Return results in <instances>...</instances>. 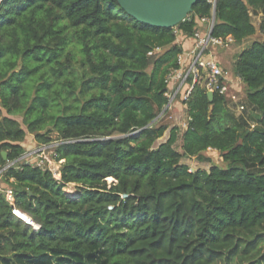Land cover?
Listing matches in <instances>:
<instances>
[{
  "label": "trees",
  "instance_id": "trees-1",
  "mask_svg": "<svg viewBox=\"0 0 264 264\" xmlns=\"http://www.w3.org/2000/svg\"><path fill=\"white\" fill-rule=\"evenodd\" d=\"M214 10L213 36L240 43L264 35V0H202L174 27L143 23L117 0L1 1L0 168L24 153L28 133L40 144L57 140L64 160L60 178L30 162L5 171L15 196L9 203L0 193L1 259L264 264V40L241 50L234 66L254 128L234 117L225 95L210 100L197 83L184 101L183 152L177 126L157 144L167 130L155 120L168 103L166 78ZM209 148L231 165L192 171L181 162Z\"/></svg>",
  "mask_w": 264,
  "mask_h": 264
},
{
  "label": "built area",
  "instance_id": "built-area-1",
  "mask_svg": "<svg viewBox=\"0 0 264 264\" xmlns=\"http://www.w3.org/2000/svg\"><path fill=\"white\" fill-rule=\"evenodd\" d=\"M210 1L213 2L214 0ZM215 19L214 11L210 17H201L202 26L201 29L195 32L192 45L179 55V67L167 76L166 82L169 86L167 92L168 103L163 108V113L176 104L183 105L197 83H201L207 92L225 95L228 99V106L233 113L243 114L248 111L249 104L245 101L242 80L236 74L230 75L222 62L214 55V52L219 51L221 48H227L235 42L232 35L226 37L212 35ZM157 50H160V47L149 51V54L151 55ZM256 124L255 120L250 121L252 128ZM46 148L45 144L40 145L37 150L38 155H44ZM29 156L23 153L19 158L8 161L5 166L0 168V193L4 194L9 203L14 202L15 192L12 186L4 182V173L17 161L29 159ZM38 165L41 166L42 163L40 162ZM127 196L126 193L121 194L123 199ZM13 213L17 217L24 214L28 217L29 224L34 227L39 226L37 222L33 221L28 214L19 208L14 207Z\"/></svg>",
  "mask_w": 264,
  "mask_h": 264
},
{
  "label": "rangeland",
  "instance_id": "rangeland-1",
  "mask_svg": "<svg viewBox=\"0 0 264 264\" xmlns=\"http://www.w3.org/2000/svg\"><path fill=\"white\" fill-rule=\"evenodd\" d=\"M190 16L191 15H189L188 18ZM253 20L255 24L258 25L260 21V15H254ZM256 40H264V35L261 34L260 32H257L255 35L245 39L243 42L234 43L227 48H223V49L221 48L219 51L214 52V55L222 62V65L227 69L229 74L234 75L235 74L234 66H235L236 59H237L239 52L243 50L244 48H246L247 46H249L253 41H256ZM78 57L80 58V56ZM252 110H253L252 107L249 106L248 111L244 112L243 114H239V113H233V114L235 118H238L241 115H245L247 119L250 121V120L255 119V113ZM0 115H1V112H0ZM15 117L19 120V122H21L22 126L26 128V125L23 122V114H17ZM189 119H190L189 112L185 104L183 105L176 104L171 109L166 110L164 113H163V110L160 111L155 120L156 121L158 120L160 124L167 125V130H166L165 137L159 140L157 144L161 141L166 140L170 134L171 128L174 126H177L178 131H179V138L175 144V148L178 151L183 152V133L188 128ZM227 121L229 123H233L232 119H228ZM50 136L52 138H56L55 133H52V135ZM23 144L25 146L24 153L30 156H29V159L27 158V159H22L19 161L30 162V163H34L37 165L38 163L41 162L42 167H47L48 169H50L57 178L61 177L60 170L62 168V164L64 160L56 159L55 150H56V145L58 144L57 140L49 142V143H45L47 148L45 150L44 155H41V156L38 155L37 150L39 146L42 144H40L35 139L34 133H28ZM181 162L184 164H187L190 170L192 171H195L197 169L210 170L212 166L228 167L231 165L230 162L224 160L220 151L212 149V148H209L208 150L204 151L201 157L183 156V158L181 159ZM107 181L109 184H112V182H114L115 179L111 177V178H108ZM64 190L67 193L74 194L76 192V186L75 184H69L68 186H66V188H64ZM12 261L13 260H8V259L4 260L0 258V264H15V262L12 263ZM17 264H21V263H17Z\"/></svg>",
  "mask_w": 264,
  "mask_h": 264
},
{
  "label": "water",
  "instance_id": "water-1",
  "mask_svg": "<svg viewBox=\"0 0 264 264\" xmlns=\"http://www.w3.org/2000/svg\"><path fill=\"white\" fill-rule=\"evenodd\" d=\"M200 1L202 0H117L127 14L157 27L176 26L188 17L194 5ZM214 15L216 16V10ZM207 95L210 100L214 97L212 92H207Z\"/></svg>",
  "mask_w": 264,
  "mask_h": 264
},
{
  "label": "crops",
  "instance_id": "crops-1",
  "mask_svg": "<svg viewBox=\"0 0 264 264\" xmlns=\"http://www.w3.org/2000/svg\"><path fill=\"white\" fill-rule=\"evenodd\" d=\"M177 40L179 41V42H183V40L181 39V38H177ZM183 47H184V49L185 50H187V49H189L190 48V46L192 45V42H188V41H185V42H183Z\"/></svg>",
  "mask_w": 264,
  "mask_h": 264
},
{
  "label": "clouds",
  "instance_id": "clouds-1",
  "mask_svg": "<svg viewBox=\"0 0 264 264\" xmlns=\"http://www.w3.org/2000/svg\"><path fill=\"white\" fill-rule=\"evenodd\" d=\"M19 216V218H21L22 220H24V221H27V222H29L25 217H23L22 215H18ZM21 216V217H20ZM23 217V218H22Z\"/></svg>",
  "mask_w": 264,
  "mask_h": 264
},
{
  "label": "bare ground",
  "instance_id": "bare-ground-1",
  "mask_svg": "<svg viewBox=\"0 0 264 264\" xmlns=\"http://www.w3.org/2000/svg\"><path fill=\"white\" fill-rule=\"evenodd\" d=\"M110 178H111V177H110ZM21 215H22V214H21ZM22 216L25 217L26 219L28 218V217H27L26 215H24V214H23ZM20 217H21V216H20ZM23 217H22V218H23Z\"/></svg>",
  "mask_w": 264,
  "mask_h": 264
}]
</instances>
